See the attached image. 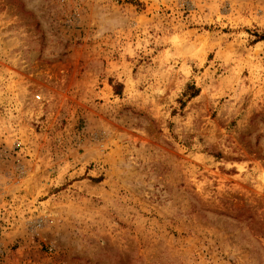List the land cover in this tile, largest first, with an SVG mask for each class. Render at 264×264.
Returning <instances> with one entry per match:
<instances>
[{"label": "rangeland", "instance_id": "374dc122", "mask_svg": "<svg viewBox=\"0 0 264 264\" xmlns=\"http://www.w3.org/2000/svg\"><path fill=\"white\" fill-rule=\"evenodd\" d=\"M0 264H264V0H0Z\"/></svg>", "mask_w": 264, "mask_h": 264}, {"label": "trees", "instance_id": "16d2710c", "mask_svg": "<svg viewBox=\"0 0 264 264\" xmlns=\"http://www.w3.org/2000/svg\"><path fill=\"white\" fill-rule=\"evenodd\" d=\"M259 38H260L259 40H263L261 37H259ZM187 89H192V93L189 94L190 98L195 97L198 94V91L196 89H194L193 86L192 87L190 86Z\"/></svg>", "mask_w": 264, "mask_h": 264}, {"label": "built area", "instance_id": "2783aa9c", "mask_svg": "<svg viewBox=\"0 0 264 264\" xmlns=\"http://www.w3.org/2000/svg\"><path fill=\"white\" fill-rule=\"evenodd\" d=\"M35 100L40 101L41 100V96L40 95H36L35 96Z\"/></svg>", "mask_w": 264, "mask_h": 264}]
</instances>
